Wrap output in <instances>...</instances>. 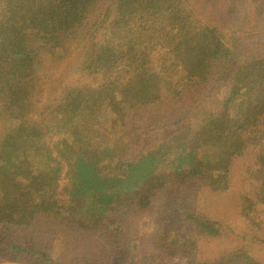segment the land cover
<instances>
[{
    "label": "trees",
    "instance_id": "16d2710c",
    "mask_svg": "<svg viewBox=\"0 0 264 264\" xmlns=\"http://www.w3.org/2000/svg\"><path fill=\"white\" fill-rule=\"evenodd\" d=\"M184 1L0 0V114L6 121L0 126V227L50 219L55 230L49 252L38 255L42 264H59V255L74 252L68 239L73 230L97 232L106 248L118 250L126 215L145 193L168 181L192 180L223 193L247 156L254 172L264 173V41L258 43L259 52L240 54L216 22L195 24ZM44 59L52 66L75 59L74 76L89 79L86 85L80 81L79 96L65 106L56 154L39 148V137L49 128L31 117L39 115L43 96L33 70ZM133 61L143 63L145 75L122 85V68ZM226 79L225 109L212 111L207 103L217 90L210 88H221ZM116 84L122 85L124 101L135 107L154 88L167 104L179 108L187 103V127L126 162L124 138L118 144L101 141L102 130L121 117L107 94ZM254 189L245 193L249 208L264 198L262 188ZM195 226L208 239L221 238L219 225L209 219ZM160 241L156 244H163L172 259L263 264L243 249L233 251L235 258L200 259L196 241L175 233Z\"/></svg>",
    "mask_w": 264,
    "mask_h": 264
},
{
    "label": "rangeland",
    "instance_id": "374dc122",
    "mask_svg": "<svg viewBox=\"0 0 264 264\" xmlns=\"http://www.w3.org/2000/svg\"><path fill=\"white\" fill-rule=\"evenodd\" d=\"M189 1L184 2L195 24L205 20L216 22L233 38L240 54L251 56L261 50L257 46L264 41V0ZM54 64L52 66L50 61L44 59L33 70V74L39 77L43 96L38 103L40 117L31 115L42 128H49L43 129L38 146L52 154L59 153L56 134L60 120L66 116L64 110L68 100L79 96L80 81L83 85L89 83V79L74 76L72 66L76 64L75 59ZM120 74L122 85L130 78L142 77L145 75L143 63L133 61L125 65ZM122 85L116 84L107 91L115 102L113 111L120 112L121 117L102 130L104 137L101 136V141L105 145L118 144L124 138L126 162L138 155L148 154L160 139L187 127V103L179 108L167 104L164 96L154 88L142 99L141 105L135 107L124 101L120 90ZM224 86H230L228 79L221 88H210L211 92L217 90L207 103L210 110L218 109L221 112L225 109ZM197 121L195 119L194 122ZM5 125L6 121L0 114V126ZM95 152L97 157L100 156L99 150ZM252 163L250 156L240 159L229 180V188L223 193H212L192 180L185 184L168 181L163 188L145 193L141 202L126 215L125 223L119 229L122 232L117 237L123 240L118 250L106 248L108 244L99 238L97 232L79 233L73 230L68 239L74 252L67 254L70 251H65L55 260L59 264H76V260L84 264H122L124 262L121 260L128 258L124 264H201L196 263L195 258L188 262L182 258L172 259L164 253L163 244L157 245L156 242H161L160 238L170 232L196 241V254L200 259L212 256L235 258L237 250L243 249L242 253L264 264V198L249 208L245 195L253 194L254 188L264 190V173L256 174V167ZM21 166L28 170L27 166ZM65 183L66 180L62 179L61 184ZM203 219L219 225L221 238L208 239L196 229L195 225ZM52 230H55V226L46 218L37 219L26 226L0 227V264H42L38 255L43 254L44 250L49 252L47 246H51ZM131 246L135 247L134 250H131ZM130 251L132 254H128ZM233 251H236L235 255ZM125 254L128 257H124L127 256Z\"/></svg>",
    "mask_w": 264,
    "mask_h": 264
}]
</instances>
